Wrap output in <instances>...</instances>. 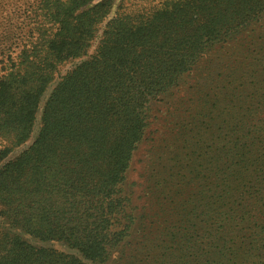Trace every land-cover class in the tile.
<instances>
[{
	"label": "trees",
	"instance_id": "obj_1",
	"mask_svg": "<svg viewBox=\"0 0 264 264\" xmlns=\"http://www.w3.org/2000/svg\"><path fill=\"white\" fill-rule=\"evenodd\" d=\"M5 1L0 0V23L8 19ZM13 1L22 10L20 30H8L10 44L2 42L6 31L0 32V264H103L134 224L141 251L131 264H190L192 253L185 246L194 235L205 242L204 233L181 218L180 202L130 212L122 188L126 172L150 123V101L215 45L243 35L264 15V0ZM102 24L95 52L60 76L42 105L58 67L87 55ZM263 37L244 39L250 46L240 45V54L263 53L264 45L257 44ZM235 83L247 84L244 73H232L223 82L228 89ZM262 92L259 107L264 84ZM256 99L252 90L235 106L245 110ZM38 113L33 141L12 157L33 135ZM225 115L232 128L241 122H235V112ZM199 116L202 122L208 115ZM229 123L224 117L219 124ZM243 153L234 151L227 171L216 172V200L199 198L201 222L220 235L211 261L202 264L220 262L223 250L234 254L236 264L243 259L241 245L227 236L254 244L257 234L244 232L261 228L246 225L264 168L258 164L262 170L249 175L252 163L245 167ZM173 160L172 169L178 170L169 177L192 171L189 159L182 162L176 155ZM163 194L168 201L172 197L170 190ZM36 242H57L71 251Z\"/></svg>",
	"mask_w": 264,
	"mask_h": 264
},
{
	"label": "rangeland",
	"instance_id": "obj_2",
	"mask_svg": "<svg viewBox=\"0 0 264 264\" xmlns=\"http://www.w3.org/2000/svg\"><path fill=\"white\" fill-rule=\"evenodd\" d=\"M15 4L16 1L6 0L2 6L5 13L8 14V19H2L0 32L6 31L5 34L2 32L4 34L2 42L4 41L7 44L11 43L8 38L10 35L7 33L8 30L14 31L16 28L17 32L20 30L22 10H20V7H16ZM18 5L20 6V2ZM12 11H14L13 14ZM9 24L12 26L10 27ZM103 26V24L100 26L97 37L87 55L68 60L58 67L53 82L44 93L42 105L59 77L95 52ZM2 35H0V38ZM261 35L264 36V15L236 40L228 41L225 44H217L208 50L206 54L198 59L196 65L179 77L177 82L165 94L159 95L150 101V123L143 140L133 153L130 167L126 172L122 188L123 195L129 199L127 209L130 212L138 215L144 212L145 208H150L152 212L156 211L159 204L164 202L174 201L173 207H175L176 202H180L182 207H178V210L182 214L181 218L191 223L196 233H204V241L208 243L207 245H205V242L201 243L199 236L194 235V239L191 240L193 243L185 246L188 252L192 253L190 260H188L190 264L205 263L216 251V234L217 237L220 235L201 222L204 216H199L203 207L200 206L199 198H206L209 203L214 201V197L216 200L219 194L215 189L217 184L216 172L219 170V174H224L227 171L226 166H228L234 151H244L245 167L248 163H252L253 166H249L250 170L246 169L247 173L250 171L249 175L254 174L255 168L258 171L262 170L259 167L260 165L264 168V103L260 107L256 104V101L263 97L264 82H261L263 79L261 75L264 74V56H262L264 52L259 55L251 53L254 56L240 54L241 47L250 46V43L244 42V39H259ZM243 42L246 44L242 45ZM259 43L264 45V37L257 42V44ZM240 72L244 73L245 82L247 84L252 83V85L246 84L239 87L235 83L237 89L234 85L233 88L229 89L224 86L223 82L227 80L229 75ZM252 90L257 91V99L253 103L244 105L245 110H239L235 106L236 103L237 105L240 104L237 98L241 95L248 96ZM230 112L236 113V123L241 121L233 128L231 126L232 120L225 115ZM200 114H207L208 116L201 122ZM224 117L230 121L229 126L225 124L220 126L219 123L222 122ZM39 124L40 113H38L35 122L33 135L24 145L18 146L12 151V157L18 155L33 141L39 129ZM197 149H201V151H197ZM198 153L201 156L196 158ZM228 153L230 157L225 160ZM176 155L182 162L189 159L192 171H187L182 175L175 173L172 177H169V172L173 173L178 170V168L172 169L175 163L173 158ZM252 155L255 156L252 157ZM250 157L255 161L249 162ZM257 157H260V160H256ZM262 172H264V169ZM204 174L207 175V178L202 181L201 178ZM196 176L198 177L194 180ZM165 178L173 183L166 186L156 185V181L163 183ZM166 190L171 191L172 197L169 201V196L163 194ZM210 196L212 197L209 199ZM253 196H255V193H253ZM249 217L251 218H249L246 227L258 223L261 226L257 231L251 229L244 232L248 233V237L250 234H257L255 236L256 240L252 241L254 244H247V238L244 239V244L231 234L226 239L237 241L241 245L239 259L242 257L243 259L237 260L236 264H264V173H261V189L258 202L255 208L249 211ZM253 220L254 224H251ZM134 227L135 224L124 240L113 249L107 262L103 264H131L139 258L141 250L137 247V242L140 240L141 234L138 231V226L135 229ZM204 228H208V230H203ZM36 243L53 246L68 252L71 251L57 242ZM227 251H221L220 262L210 263V259L207 264H233L234 254L227 256ZM244 252L246 253L244 254Z\"/></svg>",
	"mask_w": 264,
	"mask_h": 264
}]
</instances>
